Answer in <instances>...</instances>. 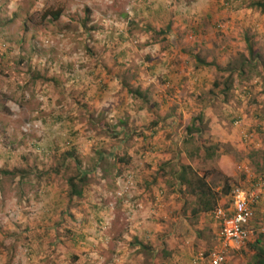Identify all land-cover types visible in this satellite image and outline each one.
Masks as SVG:
<instances>
[{
	"label": "rangeland",
	"instance_id": "obj_1",
	"mask_svg": "<svg viewBox=\"0 0 264 264\" xmlns=\"http://www.w3.org/2000/svg\"><path fill=\"white\" fill-rule=\"evenodd\" d=\"M254 1L0 0V264H159L170 206L189 234L182 258L204 264L218 237L211 222L197 226L203 213L178 179L189 164L220 206L227 186L256 192L253 232L224 263L251 264L248 244L264 245V8ZM163 70L191 81L175 92ZM159 89L170 108L187 91L189 110L159 120ZM193 120L202 130L188 135Z\"/></svg>",
	"mask_w": 264,
	"mask_h": 264
},
{
	"label": "crops",
	"instance_id": "obj_2",
	"mask_svg": "<svg viewBox=\"0 0 264 264\" xmlns=\"http://www.w3.org/2000/svg\"><path fill=\"white\" fill-rule=\"evenodd\" d=\"M164 60V57L162 58ZM162 65H168L170 63L169 60L165 61H160ZM163 78L166 79L168 77L175 78L174 80L177 82V87L175 92L181 91L179 86H183V84H180L184 79H186V82H190L191 75L189 71L184 72V73H179L175 70L172 71H166L163 70ZM104 81V80H103ZM105 82V81H104ZM105 87V85H103ZM189 87V86H188ZM161 89V88H160ZM159 89V120L166 118L165 113L168 111H172L170 113L171 117L173 119H176L180 115V113L188 111L189 110V102H191L192 97L187 94V91L185 93H176L173 94L174 96L178 97L180 99L181 95L183 96V100H179V102L175 103L176 107L170 108V105L165 104L168 99L167 95L169 94L168 91H161ZM106 90V89H105ZM103 90V91H105ZM99 91H102L99 89ZM174 92V91H173ZM100 93V92H99ZM179 94V95H178ZM170 96V95H169ZM160 144V143H159ZM160 163V162H159ZM160 201V198H159ZM162 205V203H159V206ZM141 221H144L141 219ZM211 222V225L214 227L215 232H216V238H217V233H218V225L217 222H215L214 218L213 220L211 219V216H206L205 214H200L198 216V224L197 226H202L209 225ZM143 228V227H141ZM186 228L183 226V222L181 220L180 215H178L176 212H174V209L172 206H170V209L167 211H163L161 215H159V252L161 253V257L159 258V264H186L184 257L186 255V250L185 247L181 249H177L178 246H180L181 241L187 242V237L189 234ZM199 234V233H197ZM162 249V251H160ZM189 250V249H188ZM165 251V257H164V252ZM181 252V253H179ZM189 255L191 254V251L188 253ZM193 255V252H192ZM164 257V258H163ZM188 257V256H186ZM190 258V257H188ZM182 259V260H181ZM195 261V260H194ZM193 261V262H194ZM195 263V262H194ZM192 264V263H190Z\"/></svg>",
	"mask_w": 264,
	"mask_h": 264
},
{
	"label": "built area",
	"instance_id": "obj_3",
	"mask_svg": "<svg viewBox=\"0 0 264 264\" xmlns=\"http://www.w3.org/2000/svg\"><path fill=\"white\" fill-rule=\"evenodd\" d=\"M229 196L228 206L219 205L214 209V218L218 222V246L208 254L204 264H224L228 249L246 244L253 232L251 221L256 192L234 185Z\"/></svg>",
	"mask_w": 264,
	"mask_h": 264
},
{
	"label": "trees",
	"instance_id": "obj_4",
	"mask_svg": "<svg viewBox=\"0 0 264 264\" xmlns=\"http://www.w3.org/2000/svg\"><path fill=\"white\" fill-rule=\"evenodd\" d=\"M252 6H256L259 8H264V0L262 1H254L251 3ZM59 12L53 13V19L58 18ZM250 50V49H249ZM264 79V78H263ZM264 84V80H263ZM264 90V86H263ZM186 134L191 135L196 132H200L202 129L199 125L195 124V121L193 120L190 126L186 127ZM203 141H200V145L196 147V150L201 149ZM203 151H210L213 150V147L203 145ZM215 151L213 150V153ZM201 154L200 152H198ZM210 155V153H209ZM197 156V155H195ZM208 156V155H207ZM183 170V171H182ZM182 170L179 172V181L183 182L185 184L187 193H189L194 198V207L192 208V212L194 214L203 213L206 216H211V219L214 218V209H216L219 206L218 199L219 195L212 189V187L209 185L206 179V175H201L199 172H197L193 167L189 165H182ZM189 170V176L186 175V171ZM3 173H8L6 170H1ZM16 172V171H14ZM261 174H263L261 172ZM69 184L71 187V195L72 194H82V188H77L75 185L72 186L71 180L69 181ZM224 193L228 194L231 190L230 186L225 187ZM255 204V203H254ZM215 222H217V219H215ZM218 225V222H217ZM253 251L251 264H264V245H260L259 239H255L253 242L248 244ZM212 251V250H211ZM210 251V252H211ZM164 256H165V251ZM209 252V253H210Z\"/></svg>",
	"mask_w": 264,
	"mask_h": 264
}]
</instances>
